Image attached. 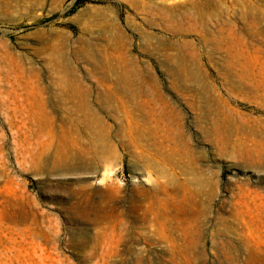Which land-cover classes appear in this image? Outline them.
I'll return each instance as SVG.
<instances>
[{"label":"rangeland","instance_id":"374dc122","mask_svg":"<svg viewBox=\"0 0 264 264\" xmlns=\"http://www.w3.org/2000/svg\"><path fill=\"white\" fill-rule=\"evenodd\" d=\"M0 264H264V0H0Z\"/></svg>","mask_w":264,"mask_h":264}]
</instances>
